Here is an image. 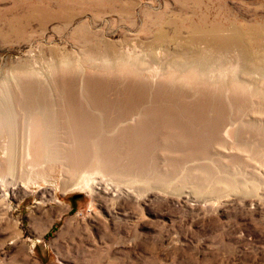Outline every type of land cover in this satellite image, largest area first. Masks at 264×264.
Here are the masks:
<instances>
[{"label":"rangeland","instance_id":"rangeland-1","mask_svg":"<svg viewBox=\"0 0 264 264\" xmlns=\"http://www.w3.org/2000/svg\"><path fill=\"white\" fill-rule=\"evenodd\" d=\"M262 57L264 0H0L4 109L45 134L58 108L64 153L68 89L95 120L85 160L103 140L109 164L93 192H63L61 165L37 177L49 150L27 164L33 192L0 194V264H264ZM130 109L151 111L144 143Z\"/></svg>","mask_w":264,"mask_h":264},{"label":"bare ground","instance_id":"bare-ground-1","mask_svg":"<svg viewBox=\"0 0 264 264\" xmlns=\"http://www.w3.org/2000/svg\"><path fill=\"white\" fill-rule=\"evenodd\" d=\"M243 57L246 58L245 60H247V59L250 60L249 56L247 57L244 55ZM252 64L256 68L261 69V72L264 74V57H262L260 59H255V63H252ZM134 66L136 68L135 63H134ZM80 67H82V66H80ZM123 67H125V66H123ZM102 68H103V66H102ZM132 68L133 67L127 68V69L132 70L134 73L135 69L134 68L132 69ZM137 68H140L139 64L137 65ZM29 70L30 69H28V71ZM196 70H197V65L192 67L190 72L185 73V74H188L190 76V80H189L190 82L198 81ZM28 71H26V73L22 72L21 74H23L25 76L26 75L29 76L30 74L32 76L34 74V73L28 72ZM138 72H140V71H138ZM67 75H69V74H67ZM67 75H65V77ZM67 81H66V83H67ZM237 81L239 82V80H237ZM239 85L242 86L241 83ZM81 89L83 90V88H81ZM67 90L68 89H64L63 91H61L63 93L62 97H64L63 99L65 100V102H63L62 104L65 103V108H67V110H63V111L66 114L65 116L69 117L72 125L70 126V128L68 126L64 127V128L67 130V132L72 131L73 135H75V139H74V141H72L74 143V148L70 147V146L64 147V148H66L64 153H63V150L61 149V144L59 142H58L59 146H57V147H54V145H53L54 142L52 143V141H54L56 139L55 132L57 131L58 127H61L60 121L57 119V117H59V112L57 111L58 108L57 109L53 108L54 112H52L51 113L52 115H50V117H47V120H46L45 134L48 135L47 140L49 143V145H48L49 149H47V146H45L46 135L44 134L43 131L38 130V128L41 127L40 125H42V121H41V123L39 122V117L38 118L36 117V119H35L34 115H32L29 118V114H28L27 116H24L23 121H21V118L19 117L20 115L15 109H12V107H10V106H9V108H10L9 110L4 109V107H5L4 104H6V105L10 104L11 105V104H13V102H11L9 99L0 97V133L4 134V137L0 136V137L4 138L3 139L4 143L3 144L1 143V146H0L1 147L0 149H2V157L0 158V194H2L3 197H5V198L9 197L10 195L17 193L18 191H20V192L21 191L33 192L32 188H31V183L34 181V178L32 177L31 174H33L32 173L33 171H34V173L36 171L34 169H32L33 171L29 170V168L26 165L27 164H30V166L34 165L36 159H38V162H39V160H41V158H43L45 152H48V150H49V152H48L49 158L47 161L50 164L46 168L41 169V172L37 171L36 172L37 177H39L41 174H43L45 179H49L50 177L48 175H46L48 167L51 166L50 168L54 169V167L61 165V166H59L60 167V174L62 177L60 188L62 189L63 192H67V191L75 189V188H78L81 190L85 189V190L93 192L101 184L99 181H97L98 177L96 178L95 176H96V173L106 172V168H108V165H109L107 159L104 158V153L102 152V147L104 146L105 141H104V143H103V140H101V141L97 140V141L92 142V146H90L91 151L89 150L91 152L90 158L88 161L85 160L84 157H86V156L83 152H85V149L87 147L86 146L87 141H86V139L85 140H83V139H84L85 135L88 134L92 130V123L95 120L90 118L88 116V114H86L85 111H82L79 108H75L74 106H72L73 100L71 99L70 93ZM131 111L132 110L130 109L129 118L134 120L136 125L134 124V126L131 127V125L133 124V121H132L131 122L132 124L129 123L127 126H125V128H123V130H124V133L129 138L131 137V138L135 139L134 141L138 143V141L143 139V136L148 131V129H146V123H144V122H146L145 120L150 115L151 111L150 110H140V112H139V110H138L136 112L133 111V113H130ZM157 111H160V110H157ZM61 113H62V111H61ZM132 115H140V116L138 117L137 120H135L134 118H132L133 117ZM142 123L145 124L144 129L143 128L140 129ZM119 125H117V126H119ZM227 125H230V124H227ZM227 125L223 129L224 130V136L225 137L233 136V134H234L232 131L233 130V128H232L233 124L230 126H227ZM104 126L107 127V125H105V124L102 127H104ZM142 129H143V131H142ZM19 135L22 138V141H21L22 142V146H21L22 149L19 147L20 150H22V156H19V158H17L14 141L17 140L16 138L19 137ZM14 137H16V138L14 139ZM16 142H20V141L17 140ZM140 142L144 143L143 140ZM16 146H18V145H16ZM18 151H19V149H18ZM17 159L21 160L20 161L21 164L19 161H16V162H19V164L22 167L21 168L22 170L20 171V175H21L20 177H22V179L20 181H16L14 177L11 178V176H15V174H14L15 172L14 173H12V172L15 169V166H16L15 160H17ZM31 159L34 160L32 164L29 163V161H32ZM4 160L7 162L6 163V164H8L7 166H5L6 164H5ZM42 161H43V159H42ZM36 163H37V161H36ZM40 164H41V162H40ZM37 165H39V164L37 163L36 166ZM225 183L226 182H222V184H225ZM45 192H47V191L46 190L44 191V195H45Z\"/></svg>","mask_w":264,"mask_h":264}]
</instances>
